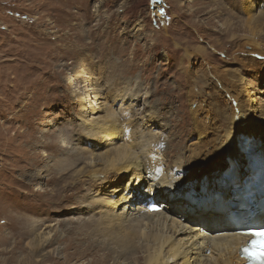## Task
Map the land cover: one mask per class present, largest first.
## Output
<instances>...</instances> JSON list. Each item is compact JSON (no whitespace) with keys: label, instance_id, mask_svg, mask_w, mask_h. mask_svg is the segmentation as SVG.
Listing matches in <instances>:
<instances>
[{"label":"bare ground","instance_id":"1","mask_svg":"<svg viewBox=\"0 0 264 264\" xmlns=\"http://www.w3.org/2000/svg\"><path fill=\"white\" fill-rule=\"evenodd\" d=\"M250 1V5L254 6L256 0ZM205 3L200 0L198 7L191 12L193 15H205V22L200 25H208V28H204L214 36L212 43L208 47L202 45V35H198L191 46L174 43L176 48L182 50L179 72L182 87L178 94L183 96L181 102L186 105L184 115L178 114L176 109L179 118L175 120V125L161 124L156 111L145 106L140 112L145 122L138 136L135 123L131 117L126 118L127 114H135L132 109L138 99V85L129 88L128 80L121 78L120 73L116 75L113 87L106 91L94 86L92 92L74 93L80 100L81 108L86 111L105 108L103 120L90 123L92 128L84 132V136L80 134L86 142L96 139L102 150H96L95 145L90 149L73 146V152L64 151L57 142L73 144L64 130L58 134L47 131L44 134L41 131L39 136L27 128L20 131L19 136L24 140L18 141V153H21L18 155L19 164L25 161L28 169L38 168L28 179L38 190L42 185L49 187L45 191H38L39 195L50 194L43 207L55 211L70 205L76 212L85 213L88 217L65 231H59L55 223L45 232H38V229L49 220L22 217L18 222L19 239L11 247L5 248L12 256L2 259L0 264L12 263L15 247L26 251L17 260L18 264H76L87 256L91 260H86L85 264H108L109 260H112V264H121V260L131 258L136 253H141V264H179L176 263L177 259H182L180 264L244 262L239 257V248L251 236L240 235L239 232L246 221L263 224L264 210L243 220L237 214L232 216L231 210L237 212L240 207H247L251 200L260 205L264 202V157L262 165L252 171L248 166L251 158H247L248 154L264 146V102L255 96L254 91H250L246 78L248 70L264 69V12L261 9L252 12L243 4L238 7L245 14L244 18H240L235 11L218 5L214 0L215 6L211 9L202 5ZM154 7L155 16L164 19L158 5ZM192 13L188 15L192 16ZM219 19L222 20L220 25L212 28L210 23H217ZM246 47L250 49L246 50ZM217 53L220 58H216ZM193 58L200 59L196 71L184 64V60L188 62ZM89 61L91 63L93 58ZM78 65L82 66L76 62L73 71L78 69ZM96 66L89 63L83 65L82 69L91 76V80H100L105 75V67L101 66L100 69ZM80 72H70L69 81L72 82V76H80ZM118 84H121L120 87ZM98 99L101 100L98 102ZM85 124L84 119L77 129H72L74 132L85 130ZM171 125L174 126L172 130ZM154 127H158V131L164 130L152 133ZM245 145L248 146L241 151ZM34 147L48 151L46 157L31 152ZM167 147H171V155L167 153ZM58 153H66V158L57 157ZM216 165L220 166V181L226 182H219L212 188V199L200 196V190H192L190 195L187 193L175 198L169 194L174 189H180L187 179L208 174ZM19 170L23 177L29 176L24 167H19ZM257 170L258 175L254 173ZM226 171L232 173V178L223 179ZM144 182L145 187H142ZM207 184V180H204L199 188L209 189ZM107 186H113L112 191L122 189L121 197L125 196L113 202L111 198H98V191L105 190ZM143 189L146 192L140 197ZM180 192H184L183 189ZM149 197L154 200L155 197L159 198L155 200L159 204L158 210L147 208L149 204H157L148 202ZM122 199L128 205H133V210L126 212L124 206L118 211ZM143 201H146V208L142 205ZM190 212L196 213L197 218L187 215ZM8 243L9 236L0 231V247ZM207 252L209 254L204 255Z\"/></svg>","mask_w":264,"mask_h":264},{"label":"rangeland","instance_id":"2","mask_svg":"<svg viewBox=\"0 0 264 264\" xmlns=\"http://www.w3.org/2000/svg\"><path fill=\"white\" fill-rule=\"evenodd\" d=\"M199 1L0 0V231L9 236L7 246L0 247V261L12 256L8 252L9 249L5 248L11 247L19 239L18 222L20 223L22 217L39 221L49 220L44 222L45 225L41 226L38 232L47 231L55 223L59 231H65L70 226L82 222L83 218L88 217L85 213L76 212L70 205L55 211L43 207L44 201L50 197V194L39 195L38 193L49 187L42 185L41 190H38L28 181L38 168L28 169L29 165L25 161L19 164L18 155L21 153H18V141L24 140L19 136L20 131L27 128L32 134L39 136L41 131L44 134L46 131L50 134L53 132L58 134L64 130L63 132L67 133L66 135L73 143L62 144L57 142L64 151L73 152V146L78 149H83V146L90 149L95 145H97L96 150H102V146L96 139H88L86 142L82 140L80 134L84 136V132H88L92 128L90 123L103 120L105 108L103 106L94 112L86 111L81 108L80 100L74 96V93L92 92L94 86L102 87L106 91L113 87V81L117 78L116 75L120 73L122 74L120 75L121 78L126 77L128 80L129 88L133 89L134 86L138 85V99H136L132 109L135 114L126 115L127 119L131 117L133 124L135 123V132L138 136V132L143 130L142 125L145 122V117L143 118V115L140 114L145 106L154 112L156 111L158 122L161 124L174 123L173 125H175V120L179 118L177 117L178 114H185L186 105L181 102L184 100L183 96L178 94L182 87V82L179 81L182 50L176 48L174 43L191 46L194 45L193 40L198 35H202V45L205 44L204 46L208 47L214 39V36L209 34L211 31L205 29L208 28V25L206 27L200 25L201 22H205V15H193L191 12L198 7ZM201 1L207 2L202 4L207 9L215 6L213 0ZM214 1L218 5L232 10V12L235 11L240 18H244L245 15L238 8L243 4L246 9H252V12H257L259 9L264 12V0H256L254 6L250 5V0H241L244 2H240V0ZM239 2L240 4H238ZM154 5H158L159 13L162 12L164 19L155 16L156 8ZM190 13L194 18L188 15ZM221 22L222 20L219 19L217 23L213 21L210 24L213 25L212 28H216L215 26H219ZM188 41L189 43H187ZM249 49L246 47V50ZM220 57V54L217 53L216 58ZM92 58L93 61L90 63L89 60ZM76 62L77 64L80 62L82 66L78 65L79 67H76L78 69L73 71ZM188 62L184 60V64H188L191 70L196 71L199 68V58H193ZM84 63L97 64L96 68L105 67L106 72H104L103 78L91 80V76L85 69H82ZM70 72L73 74L80 72L81 75L78 76L79 78L72 76V82H70L68 79L71 75ZM97 74L99 75L98 71ZM127 77H131V79H127ZM246 78L250 91H254L255 96L264 102V69L254 71L250 69L246 73ZM120 85L118 84L119 87ZM175 95L179 96L176 97ZM90 99L93 98L90 97ZM114 106L113 110L116 108L117 102L114 103ZM176 109L179 111L178 114ZM84 119L86 121L85 130L83 128V130L78 129L74 132L72 127L77 129ZM173 127L171 125L170 130ZM157 128L154 127L152 133H161L164 130L163 128L158 131ZM177 131L178 128L176 133ZM129 132L130 129H128ZM177 140L178 136L176 135ZM262 142L264 145V140ZM167 150V153L171 155V147ZM260 150L264 151V146ZM31 152L46 157L48 151L34 147ZM58 154H56L57 157L66 158V153ZM173 156L174 154L171 158ZM19 167H24L29 176L23 177ZM214 168L209 170L206 175L201 177L196 175L194 179H187L180 188L184 192H180V189H174L172 190L173 193L169 194L175 198L185 196L187 193L190 195L192 190H200V196L212 199L214 195V192L211 191L212 188L219 182H226V180L220 181V166L216 165ZM180 173H178L179 176ZM204 180H207L209 189L201 190L199 187ZM143 186L145 187V182ZM112 188L113 186H107L104 187L105 190L98 191V198H111L112 202L119 200L122 195L121 192H123L122 189L112 191ZM176 191L178 192L174 193ZM141 192L140 197L146 191L144 192L143 189ZM155 198L158 201L159 198ZM145 202H142L144 207ZM120 203L118 211L124 206H126V212H130L134 208L133 205H128L123 199L120 200ZM155 203L158 204V202ZM172 209L176 212L175 208ZM190 213L187 215L193 219L197 218H195L196 213ZM48 224L50 226L45 229L44 227ZM204 229L206 230V228ZM13 253L14 260L11 264H18L17 260L26 251H21L19 247H15ZM53 256H56L55 253ZM89 259L91 260V257L87 256L76 264H85ZM181 262L182 259L176 260V263L180 264ZM141 263V253H136L124 261L121 260V264ZM108 264H112V260H109Z\"/></svg>","mask_w":264,"mask_h":264},{"label":"snow or ice","instance_id":"3","mask_svg":"<svg viewBox=\"0 0 264 264\" xmlns=\"http://www.w3.org/2000/svg\"><path fill=\"white\" fill-rule=\"evenodd\" d=\"M256 235L264 238V233H256ZM259 247L254 245L253 248H245L246 256L253 261V264H264V239L258 242Z\"/></svg>","mask_w":264,"mask_h":264}]
</instances>
